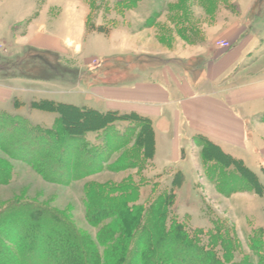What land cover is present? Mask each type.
I'll use <instances>...</instances> for the list:
<instances>
[{"label":"rangeland","instance_id":"374dc122","mask_svg":"<svg viewBox=\"0 0 264 264\" xmlns=\"http://www.w3.org/2000/svg\"><path fill=\"white\" fill-rule=\"evenodd\" d=\"M84 18L87 33L82 39L81 57L88 58H77L62 49L60 52L39 50L22 42L28 26L42 22L48 25V30L62 36L71 32L67 25L71 21L72 33L80 36L79 19ZM56 21H61L57 28ZM101 25L103 28L99 31L97 27ZM118 28L130 34L125 51L131 53L124 54L116 48L119 41L115 39L117 32L113 31ZM232 31H236V36L229 41L224 39L230 46L221 48L230 50L233 41L241 38L253 37L254 43L246 51L242 68L222 81L228 87L237 80L232 78L254 73L264 65V58L261 59L264 57V0H0V63L8 67L6 71L0 70V110L28 117L33 124L44 128L53 127L59 113L35 108L38 102L51 99L100 108L102 102L94 95L96 87L103 83L127 85L130 80L142 78L138 73L140 62H144L140 66L145 67L143 74L147 75H153V67L158 64H180L195 69L193 74L197 79L202 76L201 83L206 81L203 68L209 59L206 42L213 41L211 45L215 44L217 49L220 35L229 37L226 33L232 35ZM40 51L49 52L47 57L54 62L40 60L39 55H46ZM143 51L151 54L146 57L141 54ZM30 52L36 56L24 59ZM21 59L23 63L12 68V63ZM240 81L246 82L245 78ZM136 124L129 120L117 122L113 130L129 140L122 145L115 137L116 145L103 155V167L70 184L46 180L28 162L0 147V161L13 172L9 183H0V214L14 201H34L60 211L81 234L96 240L101 228L112 223L114 217L99 221L88 219L91 197L103 193L106 197L101 198V203L110 205V198L120 199L121 191H125L131 207L150 210L160 200L168 207L167 220L176 219L192 234L204 230L203 239L215 225H222L229 237L238 239L241 246L238 257L241 253L252 254L248 237L258 236L259 229H263L264 239V196L254 191H240L245 183L236 177L234 166L225 170L220 163L208 162L203 155V144L206 145L208 138L203 135L181 139L184 154L170 164L173 154L168 148L162 151L161 162L145 158L135 145V130L127 129ZM164 130L168 135L171 128L166 125ZM87 136L96 144L106 142L103 141L106 135L101 132H89ZM227 139L231 141L228 143L232 152L243 157L264 183V112L256 115L247 142L243 144L236 137ZM43 153L39 151L37 156ZM216 168L226 173L221 174ZM178 171L184 176L175 185L173 179ZM30 213L22 219L28 221ZM122 218L124 225L134 224L127 215ZM143 218L148 219L145 215ZM63 230L69 234V230ZM150 230L152 237L158 235V231ZM165 249L164 245L158 251L164 255ZM218 250L222 253L220 247Z\"/></svg>","mask_w":264,"mask_h":264},{"label":"trees","instance_id":"16d2710c","mask_svg":"<svg viewBox=\"0 0 264 264\" xmlns=\"http://www.w3.org/2000/svg\"><path fill=\"white\" fill-rule=\"evenodd\" d=\"M102 26L97 27L99 31ZM31 52L24 59L36 56ZM40 52L46 53L38 56L40 60L54 62L47 57L49 52ZM22 63V59L16 60L12 68ZM7 68L0 63L1 71ZM35 108L59 113L55 125L44 128L33 124L28 117L0 110V147L28 162L46 180L70 184L103 167V155L116 145L114 138L121 140L122 145L129 140L113 130L117 122L123 120L137 122L127 129L135 130V145L143 151L145 158L152 159L155 155L152 120L138 113L101 111L51 99L41 100ZM89 132L105 134V144L92 142L87 136ZM205 144L203 155L208 162L220 163L225 170L234 166L236 177L245 183L240 191H254L264 196V183L242 158L225 152L210 139ZM39 151L45 153L37 156ZM12 173L9 165L0 161V183H9ZM182 176L183 172L178 171L173 184L178 185ZM121 195L120 199L110 198V205L101 203V198L106 197L103 193L91 197L87 206L88 219L98 218L99 221L114 217L112 223L101 228L96 240L81 234L71 220L54 208L34 201L12 202L0 214V264H264L263 229H259L258 236L248 237L252 254L241 253L240 259L237 256L241 249L238 239L229 237L222 225H215V229L205 235L206 240L201 237L204 230L192 234L176 219L167 220L168 207L160 200L152 209L146 210L141 206L131 207L125 199V191H121ZM29 211V220H23ZM123 215L132 218L134 224L124 225ZM144 215L148 217L146 221ZM63 229L69 230V234L66 235ZM149 229L158 231V235L152 237ZM164 245L166 254L163 255L158 248L162 249Z\"/></svg>","mask_w":264,"mask_h":264},{"label":"crops","instance_id":"0c3cea01","mask_svg":"<svg viewBox=\"0 0 264 264\" xmlns=\"http://www.w3.org/2000/svg\"><path fill=\"white\" fill-rule=\"evenodd\" d=\"M59 22L61 21L55 22V28L59 27ZM79 22L80 36L72 33L74 23L71 21L67 24L71 27V32L62 36L48 30V25L44 22L37 26L31 24L22 37V42L39 50L60 52L62 49L67 54L82 58L84 53L82 39L87 33L85 18L79 19ZM113 32H117L114 38L119 41L116 48L121 53H131L125 51V48H128L125 43L130 34L126 35L123 28ZM235 32L232 35L226 33L229 37L222 34L218 40L229 41L236 36ZM252 41L253 37L234 40L233 48L230 50L221 47L216 49L215 44L211 45L213 41H207L205 46L209 49L207 55L209 59L203 68L206 81L203 79L201 83L199 81L202 76L197 79L195 73L193 74L195 69H188L180 64H158L153 67L154 74L147 75L143 74L145 67L140 66L144 62H140L138 73L142 74V78L130 80L127 85L103 83L96 87L94 95L102 102L100 108L87 104L75 105H86L101 111L135 112L150 118L155 130L156 148L153 160L161 162L162 151L168 149L173 154V158H169V164L179 159L184 154L181 139L197 134L217 143L225 152L244 159L232 152V146L228 143L231 141L227 137H236L243 144L247 142L256 115L264 112V65L254 73L232 78L237 80L231 87L222 81L242 68L246 51L250 44L254 43ZM141 54L147 57L151 52L143 51ZM242 78H245L246 82L241 83ZM166 125L171 128L168 135L164 130ZM247 147L249 150L248 143ZM251 152H254V149Z\"/></svg>","mask_w":264,"mask_h":264},{"label":"built area","instance_id":"2783aa9c","mask_svg":"<svg viewBox=\"0 0 264 264\" xmlns=\"http://www.w3.org/2000/svg\"><path fill=\"white\" fill-rule=\"evenodd\" d=\"M219 42H220V47L228 48L230 46L228 41L221 40Z\"/></svg>","mask_w":264,"mask_h":264}]
</instances>
